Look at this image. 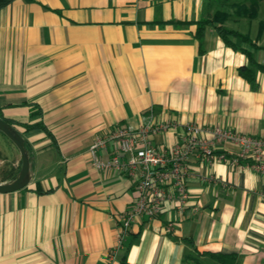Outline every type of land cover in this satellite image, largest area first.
Returning a JSON list of instances; mask_svg holds the SVG:
<instances>
[{
    "label": "crops",
    "instance_id": "obj_1",
    "mask_svg": "<svg viewBox=\"0 0 264 264\" xmlns=\"http://www.w3.org/2000/svg\"><path fill=\"white\" fill-rule=\"evenodd\" d=\"M221 2L224 25L257 45L232 38L236 46L264 66V0L253 19L232 15L227 0H12L0 9V106L32 157L29 183L0 193V264H220L208 252L264 264V172L191 156L184 212L139 218L116 249L138 178L94 168L89 152L96 135L144 116L177 123L151 137L163 152L186 123L264 138V72L252 88L237 72L244 53L213 27L195 37V22L226 10ZM20 165L0 132V170L8 177Z\"/></svg>",
    "mask_w": 264,
    "mask_h": 264
},
{
    "label": "built area",
    "instance_id": "obj_2",
    "mask_svg": "<svg viewBox=\"0 0 264 264\" xmlns=\"http://www.w3.org/2000/svg\"><path fill=\"white\" fill-rule=\"evenodd\" d=\"M176 127L175 121L156 122L151 116H144L136 127L117 126L96 135L89 148L94 168L121 171L138 178L136 200L119 215L116 249L122 245L131 224L139 218H155L165 206L177 213L184 212L189 198L186 163L191 156L202 162L216 157L230 164L244 163L264 172V138L219 125L186 123L180 141L168 152L152 144L154 134ZM172 227L169 219L167 229Z\"/></svg>",
    "mask_w": 264,
    "mask_h": 264
},
{
    "label": "trees",
    "instance_id": "obj_3",
    "mask_svg": "<svg viewBox=\"0 0 264 264\" xmlns=\"http://www.w3.org/2000/svg\"><path fill=\"white\" fill-rule=\"evenodd\" d=\"M263 0H243L242 2H234L231 4L232 15L235 17H245L249 19H253L258 14L259 3ZM10 0H0V9L7 5ZM247 2V3H246ZM231 16V13L226 10H217L211 17L201 18L196 21V31L195 37L201 42L205 32L208 27H213L222 41L229 47L234 50H239L245 54L248 64L241 65L237 68L238 75L245 79L252 88L257 87L256 82V71L260 70L264 72V66L259 64L255 58L253 53L242 47L236 46L232 38H239L242 42H246L253 47L257 45L252 42L248 34L240 33L236 30L229 29L224 25V22L227 18ZM183 23V22H182ZM185 23V22H184ZM262 27H260L259 33L261 34ZM0 118L11 124L12 126L15 124L13 121L3 116L2 108L0 106ZM26 130H34L41 129L48 136H51V133L47 129V127L43 123H26L22 125ZM19 169L11 173L8 177H5L0 182L8 181L15 177ZM210 257L216 260L220 264H240L238 262L237 256L235 254H225V253H217V252H208Z\"/></svg>",
    "mask_w": 264,
    "mask_h": 264
},
{
    "label": "water",
    "instance_id": "obj_4",
    "mask_svg": "<svg viewBox=\"0 0 264 264\" xmlns=\"http://www.w3.org/2000/svg\"><path fill=\"white\" fill-rule=\"evenodd\" d=\"M0 132L15 145L21 159V165L15 177L8 181L0 182V193H8L20 190L29 183L32 177V157L20 132L1 118Z\"/></svg>",
    "mask_w": 264,
    "mask_h": 264
},
{
    "label": "rangeland",
    "instance_id": "obj_5",
    "mask_svg": "<svg viewBox=\"0 0 264 264\" xmlns=\"http://www.w3.org/2000/svg\"><path fill=\"white\" fill-rule=\"evenodd\" d=\"M230 1L242 2L243 0H227V2H230ZM223 4L225 5V7H226V4L228 5V3L226 2H221L218 5L219 8L226 9L227 11H229V8H223ZM260 18L264 19V5L260 8ZM5 177H6V173L4 172V169L0 170V178H5Z\"/></svg>",
    "mask_w": 264,
    "mask_h": 264
}]
</instances>
